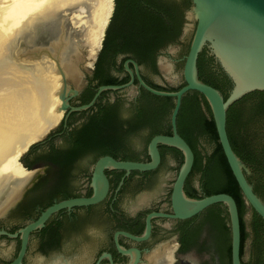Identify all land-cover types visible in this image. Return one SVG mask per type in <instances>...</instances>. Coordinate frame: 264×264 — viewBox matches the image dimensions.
<instances>
[{"label":"water","instance_id":"water-1","mask_svg":"<svg viewBox=\"0 0 264 264\" xmlns=\"http://www.w3.org/2000/svg\"><path fill=\"white\" fill-rule=\"evenodd\" d=\"M166 1L181 7L185 6V0ZM190 1L192 7L185 13V25L182 36L178 41L168 44L158 58L159 74H154L147 67L142 69L136 61L129 59L124 64V69L130 76L128 83L123 85L101 86L93 100L89 104L81 106L72 105V101L80 100L85 93L90 83H88L86 78L93 74L91 68L84 69L81 83L78 87L73 84H67L64 81L65 90L61 96L64 101L63 109L65 115L62 121L52 129L53 131L51 130L39 141L33 143L24 152L20 160L0 178V264H9L16 256L19 242L17 237L19 235L21 249L17 258L11 264H22L27 252L30 235L36 230L43 228L52 216L64 210L71 211L75 208L95 206L103 202L110 192V182L106 175L107 170L123 171L126 176L132 172L145 173L156 170L161 163L159 146L175 148L181 151L184 157V162L174 181L171 194V208L173 213L149 214L146 218V230L140 237L127 232L116 233L114 240L118 252L131 256L135 253L136 259L133 264H138L140 251L137 249L127 250L123 248L119 244L118 238L120 235L136 242L146 241L151 236V221L154 218L189 220L214 205L223 204L227 207L230 218L232 264H264L263 247L256 238L253 222L254 214L251 210L244 217L248 237L245 242L242 263L241 221L235 199L225 193L201 199H193L185 193L184 186L192 172L195 163V154L189 144L179 135L177 125L184 96L189 92H197L202 95L209 104L215 121L219 142L244 199L247 205L264 221V198L255 192L256 189L261 192L264 189V183L262 182L264 181V116L258 115L255 119H252L246 133L251 140V145L258 151L259 158L262 160V165L258 170H252L238 157L231 146L227 133V113L229 108L251 93L264 92V0ZM114 10L115 0L113 14ZM111 19L109 22H111ZM105 36L106 31L103 41ZM103 41L94 63L99 58L103 48ZM204 49L208 50L209 55L214 58L215 63L233 83L227 99L224 98L219 90L200 80L198 59ZM118 62H120V58ZM130 64L133 66V69L130 68ZM141 70L159 87L171 90L179 88L183 84L184 86L176 92L156 90L146 84L142 78ZM112 75L120 79L125 76V74L117 73L114 70L112 71ZM136 79L139 84L138 86L135 84ZM140 87L156 97L175 99V106L170 119L172 135H157L151 139L148 145L150 162L122 161L111 156H104L94 165L100 152L97 149L84 148L79 151L73 160L70 171L63 172L66 174L61 177V180H65V176L68 173L70 174L66 181L61 182L60 185H55V188L50 189L44 195L41 191L42 186L36 190L34 188L35 186L32 188L33 181L31 182V180L34 174L45 170L41 167L35 170H29L22 163V160L26 159V155L33 145H38L37 150L40 154L48 153L52 145L63 151L70 149L73 145L67 139V136L63 137L62 133L57 132L62 122H66L71 113L83 112L92 108L100 95L105 91L111 93L109 97L112 102L120 98L118 103L114 105L115 111L119 113L120 117L122 116L126 121L135 120V116L133 115L134 110H131L128 102L137 96ZM116 92L118 93L116 94ZM255 100L251 99L246 103L249 111L251 110V103ZM90 115L91 113L85 115L77 114L74 116V125L69 130V133L79 131ZM52 134L55 136L52 140V145H50L46 141ZM121 135L125 146L114 149L119 156L131 155L133 153L137 156H144V153L142 154L141 151L147 145L149 126L140 125L128 132L121 131ZM200 140L208 151L213 152L215 150L216 147L213 139L203 137ZM172 155L175 157L177 163L168 159L162 169V173H166L165 175H172V177H169L172 179L169 183L173 182L181 163L179 153L174 152ZM30 157L33 158V156ZM200 171L202 169L194 172V178L197 176L200 177ZM262 172L263 175L261 176L260 174ZM86 173L88 175L92 174V196L73 198L56 203L42 212L36 221L28 224L30 220L36 217L38 212L36 209L38 206L44 205L49 201L51 195L56 197L62 196L63 192H74L84 181ZM222 181L223 185L227 183L224 176ZM164 182L165 179H163ZM163 183H160L159 190L156 187L147 190L138 189L137 187L126 188L122 194L120 209L127 214L133 213V208L137 205L144 204L153 192L155 194L154 196H159L163 193ZM122 184H120L118 190H120ZM149 206L151 204L145 206V208ZM220 209L223 210L224 216L226 217L225 208L221 207ZM80 213L82 216L78 217L79 221H70L67 217L63 218L61 231L62 243L59 248L55 247L53 252L50 253L48 264H90L96 257L97 251L109 247V237L111 236L112 226L115 222L112 216L106 214L105 206L95 209L89 215L88 213L83 214L84 212ZM196 221L200 224V220ZM18 229L21 230L18 233H14ZM202 231H204L203 236L207 239V243H204V245L200 243L198 250L205 253L211 252L219 260L220 264H228L226 249L225 247L219 246L216 233L210 231L208 226ZM159 246L160 244L157 243L152 247L153 251L146 256V261L142 264L176 263L174 256L175 246L166 245L164 248ZM38 247L36 236H34L25 264L43 263V259H41L42 253L39 251L40 247ZM104 258H108L113 264L110 254H103L101 259ZM163 259L166 261L161 263Z\"/></svg>","mask_w":264,"mask_h":264},{"label":"trees","instance_id":"trees-1","mask_svg":"<svg viewBox=\"0 0 264 264\" xmlns=\"http://www.w3.org/2000/svg\"><path fill=\"white\" fill-rule=\"evenodd\" d=\"M191 7L192 3L190 0H185L184 7L172 4L166 0H125L124 3H122V0H115L114 14L106 30L103 48L95 66L94 76L80 98L78 106L89 104L101 86L128 83L130 76L124 69V64L128 59L135 60L142 69L147 67L154 74H159L156 67L158 50L166 48L168 44L178 41L182 36L185 25V13ZM120 57L122 59L118 62ZM130 68L133 69L131 64ZM198 69L200 80L219 90L224 98L227 99L233 83L215 63L214 58L209 55L207 49H204L199 56ZM113 70L117 73L125 74L124 78L120 79L112 75ZM141 75L146 84L156 90L176 92L184 86L183 84L176 89H165L155 85L143 71H141ZM135 84L139 85L137 79ZM251 99L256 100L251 103V110L249 111L246 103ZM97 106L96 102L87 111L71 113L69 119L66 122H62L57 132L62 133L63 137L67 136V139L73 143L70 149L63 151L52 145V140L55 136L52 134L46 141L52 145L48 153H38V145H33L26 155V159L22 160L24 166L32 170L33 168L41 167V162H44L43 164L51 162L57 165L62 173L67 172L70 171L72 159L84 148L97 149L100 152L97 158L111 155L118 160L117 151L114 149L123 145L121 143V131L115 130V124H120L114 115L117 111H115L113 106V110L111 109L112 113L107 110L102 111V115L99 117V113L95 112ZM174 106L175 99L156 97L140 87L137 103L133 105L134 108L138 109V114L135 116V120L130 123L134 128L139 125L149 126L147 142L157 135L170 136L172 135L170 119ZM89 113L91 115L82 128L79 131L69 133V130L74 125V116ZM258 115L264 116V92H254L245 96L233 104L227 113V133L231 146L238 157L252 170L260 169L262 160L259 158L258 151L251 145V140L246 133L250 122ZM177 125L179 135L194 151V172L201 170L203 167L204 157L202 151L199 150L200 139L209 137L214 140L216 147L212 154L207 157L208 168L204 174L207 180L202 185V191L194 190L189 197L201 199L225 193L235 199L241 221L242 263L245 242L248 237L244 217L251 210L254 214L253 222L256 238L263 247L264 257V221L247 205L244 199L219 142L209 104L202 95L197 92H189L184 96ZM179 153L181 154V151ZM30 156H33L34 162H28V159L31 158ZM125 159L130 158L128 156ZM112 171L115 172L116 170ZM116 172L124 173L123 171ZM263 172L260 174L261 176ZM223 176L227 182L225 185H223L222 181ZM262 182L264 183V181ZM255 192L264 198V189L263 192L258 189ZM221 207L225 208L226 217L223 210L220 209ZM196 220H200L197 229L198 236L208 226L210 231L216 233L219 246L225 247L228 264H232L231 228L227 207L223 204L214 205L196 216Z\"/></svg>","mask_w":264,"mask_h":264},{"label":"bare ground","instance_id":"bare-ground-1","mask_svg":"<svg viewBox=\"0 0 264 264\" xmlns=\"http://www.w3.org/2000/svg\"><path fill=\"white\" fill-rule=\"evenodd\" d=\"M77 7L86 15L72 17L80 27L85 26L86 58H75L80 54L67 41L62 27L59 40L50 49L19 55L23 66L36 67L33 72L6 66L4 58L22 33L32 35L39 23L48 27L45 21H55ZM113 9L114 0H0V178L63 119L64 81L80 85L84 69L91 68L101 49Z\"/></svg>","mask_w":264,"mask_h":264},{"label":"flooded vegetation","instance_id":"flooded-vegetation-1","mask_svg":"<svg viewBox=\"0 0 264 264\" xmlns=\"http://www.w3.org/2000/svg\"><path fill=\"white\" fill-rule=\"evenodd\" d=\"M125 0H122V3H124ZM166 48L158 50L157 55V61H156V67H158V58L160 54L164 52ZM122 57H120V60ZM129 60V59H128ZM133 60V59H132ZM135 61V60H134ZM143 71V70H141ZM137 86V85H136ZM139 90L138 94L134 99H132L130 102H128V105L131 107V110H134L133 115L136 116L138 114V109L134 108L133 105L137 103L138 97H139ZM118 92H116L117 94ZM120 93V92H119ZM111 93L104 92L100 95L97 102V109L95 112H98L99 117L102 115V111H108L111 112L112 107L118 103L119 99H115V101L110 100ZM79 105L80 100H73L72 105ZM113 110V109H112ZM112 113V112H111ZM116 116L115 119L119 121L120 124H115V130L120 131H130L134 127L131 125V121H126L125 118L122 116H119V113H114ZM140 126V125H139ZM138 126V127H139ZM143 127V126H142ZM151 141V140H150ZM149 142H147L146 147L142 149V154L144 153V156H137L134 153L131 155L126 156H118V160L122 161H133V162H143L147 163L150 162L151 159L148 154V145ZM122 145L125 146V143L121 141ZM71 144H73L71 142ZM71 148V147H70ZM199 150L202 151V155L204 157L203 159V167L200 177L197 176L194 178V171L192 169V172L190 176L188 177L185 186L184 191L187 194V196H190V194L194 190L202 191V185L207 180L205 171L207 170V157L212 154L211 151H208L205 146L200 142ZM159 151L161 154V163L159 167L151 172H132L128 176H126L125 172H113L112 170H107L106 175L110 182V192L108 197L101 202L100 204H97L95 206H89V207H82V208H75L71 211L64 210L61 212H58L54 216H52L45 224V226L39 230H36L30 235L29 243L27 247L26 255L23 259L22 264H25L27 257L29 256V252L31 249V243L34 236H36V242L37 246L40 247L39 251H41L42 256L41 259H43L42 264H46L48 262L50 253L53 252L54 248H59L62 243V237H61V231L63 227V218L67 217L70 221H79L78 217L82 216L80 212L88 213V215L95 211V209L105 206L106 214L113 217V221L115 224L112 226V233L109 237V247L105 249H100L96 253V257L90 264H112L108 258L101 259L103 254L107 253L110 254L112 257L113 264H133V262L136 259V254L133 253V255H123L118 252L116 244H115V234L118 232H127L129 234H132L134 236H142L146 230V218L151 213H164V214H172V208H171V194L173 189V184L175 179L178 176L180 167L183 164L184 158L183 154L179 153L177 149L169 148L166 146H159ZM179 153L181 156V163L179 166V169L177 171V174L175 175V178L172 183H169L170 179L169 177L172 175H165L166 173H162V169L167 163L168 159H171L176 162L175 157L172 155V153ZM194 152V151H193ZM104 156H111V155H104ZM102 156V157H104ZM130 159H125L128 157ZM113 157V156H111ZM101 157H98L95 163L100 159ZM115 158V157H113ZM75 158L72 159V161ZM28 162H34L33 158H29ZM26 161V160H25ZM44 162H41V168L45 169L41 172H36L34 176L32 177V188L34 187L35 190L38 189L40 186H42V193L43 195L47 193L50 189L55 188V185H60L61 182L66 181L69 173L65 176V180H61V177L66 174L59 171V168L57 165L48 162L43 164ZM177 163V162H176ZM194 167V166H193ZM40 168V167H38ZM33 168L32 170L38 169ZM93 173V172H92ZM206 177V178H205ZM163 179H165V182L163 183ZM122 184L120 190H118L120 184ZM160 183H163L162 187L164 188V192L161 193L159 196H154V192L151 196L148 197L146 202L142 205H137L133 208V213L127 214L125 211L120 209V201L122 198V194L124 193L125 189L128 187H137L138 189L147 190L151 188H157V190L160 189ZM31 184V183H30ZM92 174H85L84 181L79 185L77 189H75L72 193L63 192L62 196H53L51 195V198L49 201H47L44 205L38 206L36 210H38L37 215L35 218L30 220L28 222H34L36 221L42 212H44L48 207L59 203L64 200H69L73 198H81V197H90L93 194V188H92ZM136 188V189H137ZM159 188V189H158ZM137 189V190H138ZM151 193V191H149ZM151 204V206L145 208V206ZM152 223V231L151 236L148 240L142 241V242H136L133 241L123 235L119 236V244L127 249H137L140 251V260L138 264H142L146 261V256L153 251L152 247L159 243L160 246L164 248V246H175L174 256L176 259L175 264H220L219 260L215 258L211 252L205 253L200 252L198 250L199 244H206L207 239L204 238L203 232H201L200 236H198V222L196 221V217L191 218L189 220H171L168 218H154L151 221ZM26 224V225H28ZM25 225V226H26ZM24 226V227H25ZM23 227V228H24ZM22 229V228H21ZM21 229H18L14 233H18ZM172 236V237H171ZM170 237V238H169ZM18 238V249L16 256L13 258L16 259L20 249H21V239L20 235ZM205 240V241H204ZM172 243V245H171ZM38 247V248H39ZM13 260L9 263L11 264ZM166 260L163 259L161 263H164ZM48 264V263H47Z\"/></svg>","mask_w":264,"mask_h":264},{"label":"rangeland","instance_id":"rangeland-1","mask_svg":"<svg viewBox=\"0 0 264 264\" xmlns=\"http://www.w3.org/2000/svg\"><path fill=\"white\" fill-rule=\"evenodd\" d=\"M75 10V11H74ZM74 10H70L69 12L62 13L61 16H59L58 19L54 20H48L45 21L49 24L48 27L42 26V23H39L38 26H36V29L33 30L32 35H29V33H22L20 35V39L17 43L14 44L13 50L6 55L4 58V62L7 64L6 66H18L20 69L23 70V72H33L35 70V66H26V64L23 66V64L19 61V55L25 54L26 52L33 50V49H48L50 46L59 40L61 36V28L64 27L65 29V35L67 41L75 46L77 48V51L79 52V56L75 58H80V56L87 55V49L85 46V38L82 36L85 31V26L80 27L81 23L72 20V17L74 14H82V16H86L84 12L81 11L80 7L74 8ZM72 12V13H71ZM113 15V14H112ZM112 18V17H111ZM74 22V23H73ZM110 23V22H109ZM61 25V26H60ZM56 31V33H54ZM31 36V37H30ZM84 43V44H83ZM74 52V51H72ZM74 58V59H75ZM12 60V62H11ZM95 62L92 64L91 70H95L96 66ZM37 65V64H36ZM47 65V63H46ZM88 65V63H87ZM5 66V67H6ZM40 66V64L38 65ZM25 68V69H23ZM87 76L88 83L90 82L92 76ZM74 87L73 85H71ZM83 90V89H82ZM81 90V91H82ZM65 115V114H64ZM62 121V120H61ZM53 131V130H52Z\"/></svg>","mask_w":264,"mask_h":264}]
</instances>
